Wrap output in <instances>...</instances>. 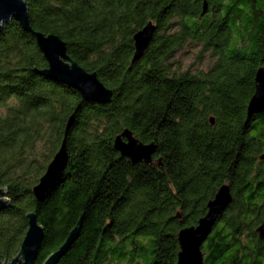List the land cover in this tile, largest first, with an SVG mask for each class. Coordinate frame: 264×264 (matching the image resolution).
<instances>
[{
  "label": "trees",
  "instance_id": "16d2710c",
  "mask_svg": "<svg viewBox=\"0 0 264 264\" xmlns=\"http://www.w3.org/2000/svg\"><path fill=\"white\" fill-rule=\"evenodd\" d=\"M31 25L55 33L69 55L114 94L86 101L40 71L35 36L13 20L0 33V257L20 251L35 213L44 264L82 218L58 264H177L178 233L197 225L219 188L233 201L204 243V264H264V113L245 123L264 66V0H27ZM208 10L203 15L204 3ZM152 43L132 69L134 35ZM191 53L189 50H195ZM193 55L184 68L180 57ZM67 136L63 181L38 201L33 189ZM211 118L215 123H211ZM125 128L156 142L152 163L114 147Z\"/></svg>",
  "mask_w": 264,
  "mask_h": 264
},
{
  "label": "water",
  "instance_id": "95a60500",
  "mask_svg": "<svg viewBox=\"0 0 264 264\" xmlns=\"http://www.w3.org/2000/svg\"><path fill=\"white\" fill-rule=\"evenodd\" d=\"M208 10L205 1L202 14ZM13 20L19 22L22 29L32 33L37 44L43 52L48 66L40 71L45 77L60 81L77 90L82 98L94 103L107 104L112 101L113 90L108 88L99 78L97 72L86 70L78 61L73 59L67 50V43L55 33L46 34L35 30L31 25L29 4L27 0H0V33L4 24ZM157 25L150 21L145 27L134 35L135 52L129 69L139 62L147 52L153 41ZM264 113V66L260 67L255 77V92L247 107L248 124L254 115ZM75 116L72 115L67 124L65 138L60 149L49 163L45 174L34 187L33 192L38 201L49 197L63 181L69 162L67 136L73 126ZM211 123L215 120L211 118ZM114 147L122 156L128 157L133 163H152L157 152L156 142L145 143L137 138L133 131L125 128L114 139ZM233 201L230 184H223L214 198L208 202L207 213L199 219L197 225L184 227L178 233L180 251L177 264H204L202 247L212 233L217 221ZM10 204L5 188H0V212ZM29 227L23 239L21 248L16 257L11 261H3L0 264H36L44 239L45 230L39 224L35 213L28 214ZM82 218L71 231L61 247L52 253L44 264H58L61 258L71 249L81 229ZM259 238L264 240V221L257 228Z\"/></svg>",
  "mask_w": 264,
  "mask_h": 264
},
{
  "label": "rangeland",
  "instance_id": "374dc122",
  "mask_svg": "<svg viewBox=\"0 0 264 264\" xmlns=\"http://www.w3.org/2000/svg\"><path fill=\"white\" fill-rule=\"evenodd\" d=\"M197 50H198V49H195V50H189V51H191V53L194 54V53H196ZM180 60L184 63V64H183V65H184L183 67H184V68H188L189 65L195 61V58H194L193 55H190V56H187V57H184V58L180 57Z\"/></svg>",
  "mask_w": 264,
  "mask_h": 264
}]
</instances>
